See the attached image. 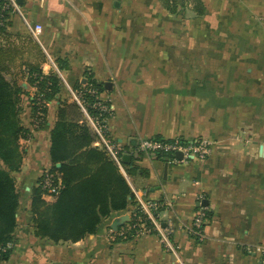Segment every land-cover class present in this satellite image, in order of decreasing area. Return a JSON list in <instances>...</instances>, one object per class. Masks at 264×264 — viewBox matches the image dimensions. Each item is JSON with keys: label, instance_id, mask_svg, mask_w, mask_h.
<instances>
[{"label": "crops", "instance_id": "crops-1", "mask_svg": "<svg viewBox=\"0 0 264 264\" xmlns=\"http://www.w3.org/2000/svg\"><path fill=\"white\" fill-rule=\"evenodd\" d=\"M19 3L25 19L41 26L35 38L13 14L8 37L0 35V48L11 50L6 77L24 91L23 125L32 127L37 94L28 65L67 85L49 102L45 123L20 140L18 226L3 264H264V0H191L185 11L173 0ZM89 80L103 86L113 111L108 133L120 147L157 136L200 139L209 154L162 159L131 149L125 162L138 170L120 171L136 203L104 218L94 234L54 242L34 232L32 190L52 166L60 101H72L68 87ZM140 199L171 202L162 217L175 228V250L164 249L157 233L120 234ZM200 208L210 214L204 240L189 230ZM122 216L128 220L115 229Z\"/></svg>", "mask_w": 264, "mask_h": 264}, {"label": "trees", "instance_id": "trees-1", "mask_svg": "<svg viewBox=\"0 0 264 264\" xmlns=\"http://www.w3.org/2000/svg\"><path fill=\"white\" fill-rule=\"evenodd\" d=\"M10 23L8 21L7 27L0 28V35L8 37ZM10 51L7 47L0 48V264L10 257L18 226L21 199L15 174L22 165L20 140L32 135L45 123L46 103L49 104L58 95L60 86L64 85L58 73L44 74L40 65H28V82L37 87V94L30 103L32 127H25L21 119L23 88L17 80L6 77L9 66L3 62ZM90 87L95 88L98 94L103 91V86L94 80L74 89H83L85 105L91 115L99 119L107 118L108 113L101 116L93 106L101 98L88 93L86 90ZM36 120L40 121L38 127L34 126ZM155 138L170 140L160 136ZM50 139L52 166L49 170L60 174L62 187L52 201L44 198L41 178L33 188L30 206L37 236L54 242H76L96 233L104 218L124 210L129 202L136 203L118 163L106 149L93 146L98 136L75 100L60 101ZM137 144L138 141L132 140L131 144L119 149L121 165L130 174L138 167H130L132 163L125 162L123 156L131 153V149L135 150ZM158 156L168 159L166 155ZM137 215L143 216L139 204L130 223L135 221ZM207 215L210 216L209 213Z\"/></svg>", "mask_w": 264, "mask_h": 264}, {"label": "built area", "instance_id": "built-area-1", "mask_svg": "<svg viewBox=\"0 0 264 264\" xmlns=\"http://www.w3.org/2000/svg\"><path fill=\"white\" fill-rule=\"evenodd\" d=\"M13 14L20 15L24 19L29 33L37 38V31L41 26L32 25L25 19L19 1L0 0V28L8 26V21H10ZM64 83L67 85L65 81ZM68 88L70 90L71 98L79 104L89 125L97 134L98 140L96 141V144L104 147L118 165L123 168L121 165V156L119 155L120 146L108 136L107 120L113 113L110 104L106 100H102L101 94H98L95 88L90 87L86 90L88 93L96 95L98 99L101 98V101L93 104V106L100 111V115L102 116L104 113H108L107 118L99 119V117L89 113L83 98V89L77 90L70 87ZM46 105H48V103H46ZM39 123L40 121L38 120L34 121V126L38 127ZM135 150L142 153L162 154L167 157H170V155L174 157L176 152L181 151L184 159L189 158L190 156L205 159L209 154V146L205 141L200 139L183 141L182 138H174L171 140L143 138L138 141ZM40 185L44 191V196L53 198L62 187L60 174L58 172L46 170L41 175ZM170 203L171 202L168 200L140 199L139 209L143 216L137 215L135 221L129 223L127 228L121 231L120 234L125 236L127 233H132V235L157 233L164 249L175 250L171 242V236L174 233L175 228L171 220H166V222L163 223L164 219L162 217V210H159L161 207L170 206ZM207 221L208 216L206 215V210L200 208L189 228L193 237L204 240V227L207 224ZM259 250H261V248ZM262 251L264 252V250Z\"/></svg>", "mask_w": 264, "mask_h": 264}, {"label": "water", "instance_id": "water-1", "mask_svg": "<svg viewBox=\"0 0 264 264\" xmlns=\"http://www.w3.org/2000/svg\"><path fill=\"white\" fill-rule=\"evenodd\" d=\"M18 1L20 2L21 0H18ZM108 84H109V83L107 82V83H106V87H107V88L109 87ZM193 157H194V156H190V158H193ZM172 158H173V156L170 155V159H172ZM174 158H176V159H178V160H182V159L184 158L183 153H182L181 151L176 152L175 155H174ZM129 159H130V156H129L128 154H125V155L123 156V160H124V161H128ZM57 165L59 166V164H57ZM126 220H128L127 216H122V217H120L119 220L116 222V225L113 226V227L116 229L118 226H121L122 224H124V223L126 222Z\"/></svg>", "mask_w": 264, "mask_h": 264}, {"label": "rangeland", "instance_id": "rangeland-1", "mask_svg": "<svg viewBox=\"0 0 264 264\" xmlns=\"http://www.w3.org/2000/svg\"><path fill=\"white\" fill-rule=\"evenodd\" d=\"M169 1V0H168ZM177 4V9L179 11H185L188 8V2L191 0H173ZM177 10H174V13H176ZM69 89V88H68Z\"/></svg>", "mask_w": 264, "mask_h": 264}]
</instances>
